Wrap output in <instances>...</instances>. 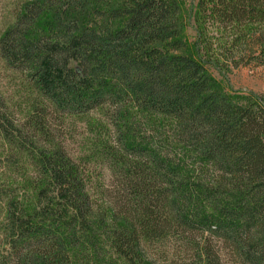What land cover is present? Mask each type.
Wrapping results in <instances>:
<instances>
[{"label":"trees","instance_id":"trees-1","mask_svg":"<svg viewBox=\"0 0 264 264\" xmlns=\"http://www.w3.org/2000/svg\"><path fill=\"white\" fill-rule=\"evenodd\" d=\"M194 21L187 42L178 0H22L0 37L29 92L22 121L0 101L23 172L0 183V264H160L171 236L182 264H264V94L210 69L264 63V0H196Z\"/></svg>","mask_w":264,"mask_h":264},{"label":"rangeland","instance_id":"rangeland-1","mask_svg":"<svg viewBox=\"0 0 264 264\" xmlns=\"http://www.w3.org/2000/svg\"><path fill=\"white\" fill-rule=\"evenodd\" d=\"M178 1L185 18L183 37L187 42H192L195 37L194 13L196 0ZM21 2L22 0H0V37L15 22ZM233 59H237V56L235 55ZM210 69L215 79L228 92L264 94V63L260 64L254 58L246 56L236 66L231 64L227 69L224 68L222 72L217 71L213 67ZM28 93L24 73L9 67L0 56V101L15 118L21 121L24 117ZM91 116L96 118L99 117V114L93 112ZM65 125L69 151L75 157L83 152L86 153L89 146L87 128H85L86 124L83 121L71 118ZM2 146L3 143L0 139V183L4 180L20 179V175H23V172L19 164L20 162H16L18 157L12 155L11 163L6 164L8 162H4L2 158ZM91 164L101 173L102 178L106 182L111 180L110 170L106 164H96L95 162ZM188 237L191 239L187 241L189 244L193 241H201V238L198 235L196 236L195 233ZM184 242L185 240H182L179 236H171L159 242L158 244L160 245L156 246V250L158 251L155 252L158 262L160 264L185 263L189 253L184 252L185 246L182 244ZM217 244L219 245V243ZM218 252L222 264H235L229 261L223 249H219Z\"/></svg>","mask_w":264,"mask_h":264}]
</instances>
